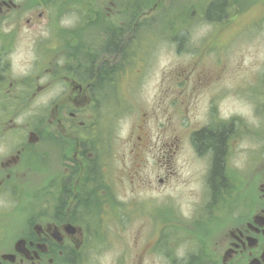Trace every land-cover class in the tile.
Returning <instances> with one entry per match:
<instances>
[{
	"label": "flooded vegetation",
	"instance_id": "1",
	"mask_svg": "<svg viewBox=\"0 0 264 264\" xmlns=\"http://www.w3.org/2000/svg\"><path fill=\"white\" fill-rule=\"evenodd\" d=\"M61 1L0 0V194L14 198L12 210L19 219L17 224L6 220L0 224V264H264V122L258 147L253 152L240 147L249 142L247 120L224 112L215 99H210L209 108L188 134L187 145L201 163L207 186L209 230L197 223L199 231L189 230L184 242L172 240L170 233L160 239L150 228L140 241L136 236L107 237L106 225L96 216L101 214L104 199H98L108 180L102 174L106 134L94 119L105 97H112L105 90L113 81L100 72L102 62L90 76V58L85 53L90 47L104 53L110 36L119 40L115 46L120 49L121 2L65 1L82 3L80 28L45 31L49 40L38 50L40 61L27 71L16 70L11 60L25 25L36 26L44 16L43 6L50 24L53 9L63 5ZM223 1L228 5L258 0ZM106 2L115 7L113 26L106 24ZM42 37L34 40V48L44 42ZM63 43L68 49L62 71L71 87L67 95L51 96L49 106L57 124L41 125L40 107L26 122L24 102L32 96L19 85L26 80L36 86L55 83L57 49ZM15 83L18 92L11 93L8 87ZM11 99L14 102L9 104ZM11 114H22L21 122L9 124ZM91 115L94 119L89 121L86 117ZM240 152L248 154L240 159ZM49 156L57 164L44 175L50 185L29 190L33 177L41 181V168ZM177 230L182 231L178 237L186 234L181 227Z\"/></svg>",
	"mask_w": 264,
	"mask_h": 264
},
{
	"label": "rangeland",
	"instance_id": "2",
	"mask_svg": "<svg viewBox=\"0 0 264 264\" xmlns=\"http://www.w3.org/2000/svg\"><path fill=\"white\" fill-rule=\"evenodd\" d=\"M65 1L53 9L50 24H46L48 11L43 6L44 16L36 26L25 25L11 56L16 70L27 71L40 61L38 54L49 40L47 31L80 28L82 3ZM115 1L121 2L120 49L126 48L130 61L127 58L121 65L119 55L107 56L92 47L85 53H92L88 56L95 59V67L101 61L118 67L105 90L112 97H105L104 106L96 109V120L86 117L97 121L106 134L102 174L108 180L98 199H104L101 214L96 216L106 225L107 237L128 240L136 236L140 241L150 228L160 239L170 233L172 240L184 242L189 230H198L197 223L203 230L210 228L201 163L187 147L188 134L209 108L210 99L217 100L224 112L247 120L249 142L240 147L251 152L258 147L264 122V2L231 1L222 20L210 22L205 10L212 0ZM111 3L106 2L105 17L106 24L113 26ZM39 36L44 42L34 48ZM65 44L58 45L55 83L36 86L26 80L19 85L32 96L24 102L26 122L32 121L40 107L41 125L57 124L49 106L51 96L67 95L71 87L62 71ZM17 85L8 87L11 93L18 92ZM22 114L8 116L13 119L9 124H19ZM247 154L240 152L238 157ZM50 158L41 168V181L34 177L28 181L29 190L50 185L44 175L57 168ZM12 199L8 193L0 194V224L19 222ZM180 227L186 234L178 237Z\"/></svg>",
	"mask_w": 264,
	"mask_h": 264
},
{
	"label": "trees",
	"instance_id": "3",
	"mask_svg": "<svg viewBox=\"0 0 264 264\" xmlns=\"http://www.w3.org/2000/svg\"><path fill=\"white\" fill-rule=\"evenodd\" d=\"M227 9V5L224 3L223 0H214L212 2H210L205 10V17L210 21V22H214V21H221L223 16H225V12ZM137 13V12H136ZM134 12H131V14H135ZM122 30V28H121ZM124 31V28H123ZM131 37H128V39H130ZM115 40L116 42H118L119 40L116 37L110 36L107 37L106 39V44H105V49L106 51L104 52V54H106L107 56L109 55H113V54H117L121 57V65L123 64V62L125 60H127L128 58V62L130 61V56L126 50V48L124 49H118L115 46ZM122 40V36L120 37V41ZM122 41L120 43V48H122ZM88 54H91V52H89ZM91 58V57H90ZM93 58V57H92ZM102 64H100L101 66L100 68V72L104 75L105 78H112L113 72H115V70L118 68L117 67V63L113 64L112 66H109V64L107 63V61H101ZM89 70H90V76H94L95 72L97 70V67H95V59H90L89 62ZM107 87V86H106Z\"/></svg>",
	"mask_w": 264,
	"mask_h": 264
}]
</instances>
